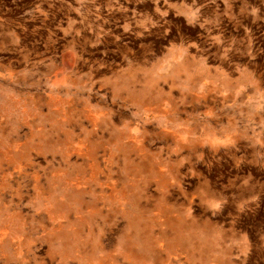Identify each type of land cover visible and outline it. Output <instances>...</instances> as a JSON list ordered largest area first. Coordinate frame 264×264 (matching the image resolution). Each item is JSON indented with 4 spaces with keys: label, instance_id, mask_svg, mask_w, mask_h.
Segmentation results:
<instances>
[{
    "label": "rangeland",
    "instance_id": "rangeland-1",
    "mask_svg": "<svg viewBox=\"0 0 264 264\" xmlns=\"http://www.w3.org/2000/svg\"><path fill=\"white\" fill-rule=\"evenodd\" d=\"M264 264V0H0V264Z\"/></svg>",
    "mask_w": 264,
    "mask_h": 264
},
{
    "label": "crops",
    "instance_id": "crops-1",
    "mask_svg": "<svg viewBox=\"0 0 264 264\" xmlns=\"http://www.w3.org/2000/svg\"><path fill=\"white\" fill-rule=\"evenodd\" d=\"M252 258L250 256L245 255H238L237 252H230L228 251L225 255L222 254V248L219 247L217 249V253L211 257L207 263L204 261L201 262H191V261H184L179 262L178 264H254ZM257 264H259L257 262Z\"/></svg>",
    "mask_w": 264,
    "mask_h": 264
}]
</instances>
